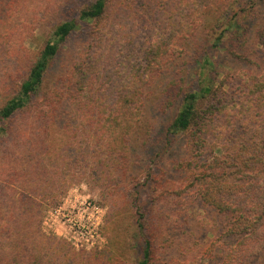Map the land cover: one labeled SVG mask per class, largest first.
<instances>
[{
  "label": "trees",
  "instance_id": "obj_1",
  "mask_svg": "<svg viewBox=\"0 0 264 264\" xmlns=\"http://www.w3.org/2000/svg\"><path fill=\"white\" fill-rule=\"evenodd\" d=\"M139 1L88 0L54 27L0 106V264H122L114 250L86 257L41 231L42 206L60 202L77 165L103 181L112 220L116 200L133 209L142 239L137 264H156L158 253L182 247L185 213L196 201L221 216L223 231L208 228L212 237L195 240L182 264H248L264 252V23L253 26L264 16V0H146L151 18L138 12ZM223 19L228 26L219 30ZM143 29L151 34L138 48ZM82 30V48L61 82L43 91L61 46ZM228 36L243 47L228 50L246 68L221 79L212 55ZM249 38L256 46L246 45ZM185 43L189 56L196 48L188 63H202L188 83L176 56ZM6 44L4 37L0 58ZM175 66L179 76L160 106L176 111L155 151L153 130L143 135L149 95ZM183 133L185 155L172 177L160 163ZM139 172L154 184L151 219Z\"/></svg>",
  "mask_w": 264,
  "mask_h": 264
},
{
  "label": "rangeland",
  "instance_id": "obj_2",
  "mask_svg": "<svg viewBox=\"0 0 264 264\" xmlns=\"http://www.w3.org/2000/svg\"><path fill=\"white\" fill-rule=\"evenodd\" d=\"M128 1L133 6L134 0ZM87 2L88 0H0V19L2 20L0 40L4 37L8 39L5 57L0 58V106L18 90L28 68L39 56L47 39L52 36L54 27L74 16L78 8ZM139 2L138 12L147 13L148 11L151 18L152 15L146 5V0ZM134 10L136 7L131 11L134 12ZM131 15L134 16L135 14L132 13ZM226 19L219 22V30L227 28ZM258 23H264V16L255 19L253 26ZM150 34L151 32L147 29L141 30L135 38V44L138 48L145 43ZM84 36V30L76 31L61 46V52L52 62V67L45 78L43 91L51 92L58 86L57 83L61 82L60 74L71 63L72 56L80 52L85 40ZM246 45L256 46V43L252 38H249ZM185 46L186 43L183 48H179L176 56L179 60V66L184 70L186 83H188L189 80L195 78V68H198L202 63L199 61L194 62L195 64H189L188 62H192L191 59L196 54V48L194 46L189 48L192 50V56H189ZM232 48H239L237 51L243 52L240 50L243 47L234 40V37L228 36L224 40V49H213L212 58L217 66L218 78L222 79L226 74H236L241 67L246 68L229 53ZM179 66H175L173 72L165 75L163 81L152 90V95H149L150 104L152 102L153 105L148 106L145 116L147 124L145 123L143 127V135L145 138L147 130H153L152 139L156 144L153 147L155 151L164 146L165 140L158 138L162 136L166 124L172 119L176 111L174 107L162 112L160 102L167 96L166 87L170 91L173 90V79L179 76L175 70L180 73ZM184 138V133L178 134L174 146L166 150L164 160L160 163L172 177H175V173L180 174V170L175 168V164L185 155ZM134 151L137 152V149ZM145 158H147L146 154ZM144 159L141 160L142 167L147 165V161ZM135 167L138 168L139 165L138 167L135 165ZM72 171L75 172L76 179L66 188L60 202L55 205L44 204L42 206L41 231L46 235L58 238L57 240L66 249H72L86 257L94 252L114 250L122 257V264H137L141 255L142 239L137 233L133 209L126 203H122L121 199L116 200L115 208L118 213L114 215L112 220L111 215L114 208L103 181H100L98 176L93 178L90 175L92 174L91 170L85 165H77ZM137 176L141 177L142 184L148 185V187L142 186L140 189L143 191L144 210L148 212L147 219H151V215L153 217L155 214L152 202L154 184L152 180L147 182L140 172ZM185 215L188 218L186 223L188 227L181 240L186 242L179 250L169 249L170 253L168 254L158 253L159 259H156V264H182L190 258L192 253L190 250H192L191 247L195 240L212 237L211 233H207L208 228L215 235L223 231L221 216L204 206L200 201L190 205ZM204 217L211 219H208L209 225L202 224L201 219ZM210 224H212V228H210ZM213 228L215 229L213 230ZM117 249H120L122 253ZM248 264H264V252Z\"/></svg>",
  "mask_w": 264,
  "mask_h": 264
}]
</instances>
